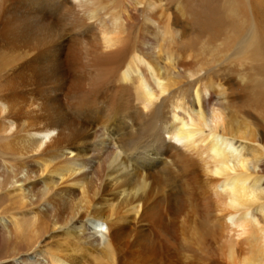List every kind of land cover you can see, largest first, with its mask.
I'll return each instance as SVG.
<instances>
[{
	"label": "bare ground",
	"instance_id": "1",
	"mask_svg": "<svg viewBox=\"0 0 264 264\" xmlns=\"http://www.w3.org/2000/svg\"><path fill=\"white\" fill-rule=\"evenodd\" d=\"M0 233V264H264V0H0Z\"/></svg>",
	"mask_w": 264,
	"mask_h": 264
},
{
	"label": "rangeland",
	"instance_id": "2",
	"mask_svg": "<svg viewBox=\"0 0 264 264\" xmlns=\"http://www.w3.org/2000/svg\"><path fill=\"white\" fill-rule=\"evenodd\" d=\"M0 234H1V233H0ZM1 239H2V238H1ZM1 245H2V246H1ZM3 247H5V244H4L3 240H0V249L2 250ZM1 250H0V252H1Z\"/></svg>",
	"mask_w": 264,
	"mask_h": 264
}]
</instances>
